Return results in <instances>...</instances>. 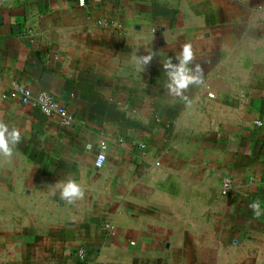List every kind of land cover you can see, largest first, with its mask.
I'll return each mask as SVG.
<instances>
[{"label":"crops","instance_id":"crops-1","mask_svg":"<svg viewBox=\"0 0 264 264\" xmlns=\"http://www.w3.org/2000/svg\"><path fill=\"white\" fill-rule=\"evenodd\" d=\"M79 1L0 0V120L21 132L0 156V264H264V0ZM185 43L204 68L190 107L162 65ZM68 179L83 200L59 198Z\"/></svg>","mask_w":264,"mask_h":264},{"label":"clouds","instance_id":"clouds-1","mask_svg":"<svg viewBox=\"0 0 264 264\" xmlns=\"http://www.w3.org/2000/svg\"><path fill=\"white\" fill-rule=\"evenodd\" d=\"M80 4L83 6L84 0H80ZM156 55L157 53L154 51L146 55H136L135 59L139 65V70L141 72L144 71ZM175 60L177 63H173L172 58L169 57L168 61L162 64L169 81L167 83L168 94L174 98H179L186 106L190 107L192 101L185 95V92L190 86H202L204 84V68L200 64L189 67L195 60V55L190 43H185L182 46ZM52 107L55 108L57 106L52 105ZM43 111L46 114H50V109L47 106L44 107ZM62 115H66V113H62ZM256 124L259 127H264V123L259 120L256 121ZM20 142V130L15 127L10 129L6 123L0 120V156L10 159L13 156V149L16 148ZM87 147L89 150L91 149V145ZM100 147L103 149L104 145L101 144ZM104 159V155L101 154L97 159V165L101 164ZM52 187L59 189V198L67 204H74L76 201L83 200L85 196L84 190L74 179H68L67 182L63 184L56 183ZM56 194V191H52L51 193L52 196H56ZM249 207L255 216L259 217L264 215V210L261 209V202L259 200L253 201Z\"/></svg>","mask_w":264,"mask_h":264},{"label":"built area","instance_id":"built-area-1","mask_svg":"<svg viewBox=\"0 0 264 264\" xmlns=\"http://www.w3.org/2000/svg\"><path fill=\"white\" fill-rule=\"evenodd\" d=\"M79 5H80V1H79ZM13 90L17 93L19 100L23 103V104H29L32 107L36 108L40 113H42L45 116L48 117H55L59 120L60 124L64 127H70L71 125H73V118L68 115V113L66 112L65 108H63L59 103H57L49 94H47L46 92H41L37 95H32L31 92L27 89H24L20 86H14ZM207 97L209 98H213L212 94H208ZM52 105H56L57 107L53 108ZM47 106L50 109V114H46L43 109L44 107ZM62 113H66V115H62ZM101 144L104 145V148L101 149ZM107 148V145L105 142H100L99 144V153L97 154L96 158H95V166L97 168H100L104 165L105 159L104 161L97 165V159L98 157L103 154ZM105 157V155H104ZM232 188V182L229 179H224L221 182V186H220V195L221 196H226L228 194V192L231 190ZM78 254L80 257L83 256L84 251L82 249H80L78 251Z\"/></svg>","mask_w":264,"mask_h":264}]
</instances>
